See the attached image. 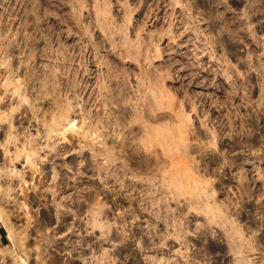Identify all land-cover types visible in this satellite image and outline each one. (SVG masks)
Instances as JSON below:
<instances>
[{"label": "rangeland", "instance_id": "rangeland-1", "mask_svg": "<svg viewBox=\"0 0 264 264\" xmlns=\"http://www.w3.org/2000/svg\"><path fill=\"white\" fill-rule=\"evenodd\" d=\"M1 214L0 264H264V0H0Z\"/></svg>", "mask_w": 264, "mask_h": 264}, {"label": "bare ground", "instance_id": "bare-ground-1", "mask_svg": "<svg viewBox=\"0 0 264 264\" xmlns=\"http://www.w3.org/2000/svg\"><path fill=\"white\" fill-rule=\"evenodd\" d=\"M120 84H121V82H120ZM111 90V89H110ZM123 90H124V87H123ZM123 90H121V91H123ZM126 93V92H125ZM117 94V93H116ZM122 94V93H121ZM123 95V94H122ZM127 96V95H126ZM129 97V96H128ZM116 99H119V97L118 98H116ZM116 99H115V101H116ZM128 99V98H127ZM110 102V101H109ZM117 102V101H116ZM122 102V101H121ZM125 103V102H124ZM127 103V102H126ZM119 104H121V103H119ZM123 104V103H122ZM124 105V104H123ZM123 107V106H122ZM120 108V107H119ZM124 109V108H123ZM118 110V109H117ZM154 110L156 111V109L154 108ZM154 110H147V111H144V113H145V115L144 114H142V116L143 117H145V118H147V122H148V120L149 121H152V122H154L155 120L157 121V119L159 118V116L157 115V114H155L154 113ZM124 111H122V113H123ZM141 113H143V109H141V108H138V109H135V111H134V114H136V116L137 117H139V118H142V116H140V114ZM166 113V112H165ZM129 113H127V115H128ZM120 115V114H119ZM110 116V115H109ZM115 116V115H114ZM132 116V115H131ZM135 116V117H136ZM124 117H125V115H124ZM163 117H164V115H163ZM110 118V117H109ZM160 118H161V116H160ZM115 119V118H114ZM135 119V118H134ZM143 119V118H142ZM104 119H102V121H103ZM110 120H112V118H110ZM124 120V119H123ZM127 119H125V121H126ZM137 121V120H136ZM105 122V121H104ZM115 122V121H114ZM128 122V121H127ZM103 123V122H102ZM107 123V122H106ZM112 123V122H111ZM145 123V122H144ZM181 123V122H180ZM108 124V123H107ZM113 124V123H112ZM117 124V123H116ZM123 124H125L124 122H123ZM143 124V123H142ZM166 124V123H165ZM111 125V124H110ZM122 125V124H121ZM127 125V124H126ZM171 125V124H170ZM183 125V124H182ZM112 126V125H111ZM167 126V125H166ZM169 126V125H168ZM179 126H181V125H179ZM178 126V127H179ZM119 127V126H118ZM122 127V126H121ZM130 128H129V133H128V136H122L121 134V136L120 135H117L116 136V138H118V139H120V144H121V147L123 148V150H128V149H133V150H139L140 148H139V146L138 145H136V144H134L135 142V140L136 139H138L139 138V135L140 136H147L148 138H151L152 137V135L154 136V133H158L159 132V130L161 131V129H160V126H153V125H148V124H144V125H136V126H129ZM172 127H174V126H172ZM178 127H176V128H178ZM182 127V126H181ZM183 127H184V125H183ZM114 128V127H113ZM125 128V127H124ZM185 128V127H184ZM99 129V128H98ZM97 129V130H98ZM181 129V128H180ZM53 130V129H52ZM51 130V132H53ZM169 130V129H168ZM186 130V129H185ZM99 131V130H98ZM168 132V131H167ZM180 132H182L181 130H180ZM94 133V132H93ZM160 133L161 132H159V135H160ZM125 135H127V134H125ZM164 135V134H163ZM168 135V134H167ZM101 136V135H100ZM157 136V135H156ZM144 137V138H145ZM152 138H154V137H152ZM159 138V137H158ZM161 138V137H160ZM186 138V137H185ZM128 139V140H127ZM142 139V138H141ZM140 139V140H141ZM116 140V139H115ZM164 140V139H163ZM186 140H187V138H186ZM149 141V140H148ZM153 141V140H152ZM155 141V140H154ZM113 142V141H112ZM111 142V143H112ZM137 142V141H136ZM114 143V142H113ZM146 143V142H145ZM153 143V142H152ZM151 143V144H152ZM167 143H168V141H167ZM116 143H114V145L112 144V145H110V146H108V148H107V150H108V152L109 153H114V151H115V149H116V145L118 144H116ZM149 144H150V141H149ZM185 145H186V143H184ZM156 145V144H155ZM177 146V145H176ZM118 147V146H117ZM120 147V148H121ZM149 147V146H148ZM152 147V146H151ZM185 150V149H184ZM106 151V150H105ZM117 151V150H116ZM130 152H133V151H130ZM185 152V151H184ZM134 153V152H133ZM135 153H137V152H135ZM187 153V152H186ZM185 154V153H184ZM188 154V153H187ZM113 157V156H112ZM112 157H111V159H112ZM114 159V158H113ZM145 164V163H144ZM147 164V163H146ZM163 164V163H162ZM161 165V164H160ZM147 166L149 167V165L147 164ZM157 167H159V166H157ZM160 168V167H159ZM185 168V167H184ZM183 168V170H185ZM148 169V168H147ZM186 169H188V168H186ZM187 172H189V171H187ZM185 173H186V170H185ZM192 173V172H191ZM193 174V173H192ZM192 174H190V172L188 173V175H187V173H186V175L187 176H189L190 178H191V180L193 179L192 178ZM180 176V175H179ZM178 176V177H179ZM184 176V175H183ZM193 176H194V174H193ZM189 177H188V180H189ZM177 178V177H176ZM179 178H182V177H179ZM181 181V180H180ZM185 181V180H184ZM193 181H195V182H198L197 180H195V178H194V180ZM190 182V181H189ZM195 182H193V183H195ZM199 182H201V181H199ZM202 183V182H201ZM175 188V187H174ZM175 192V191H174ZM173 193V192H172ZM179 194V193H178ZM201 202V201H200ZM209 206V205H208ZM198 208V207H197ZM207 208V207H206ZM208 209H210V208H208ZM220 208H218V210H219ZM221 212V211H220ZM222 213V212H221ZM3 214V213H2ZM1 214V215H2ZM219 214V213H218ZM215 215V214H214ZM221 216H222V214H221ZM220 216V217H221ZM217 217V216H216ZM223 217V216H222ZM2 221H3V223L8 227L9 225H8V218H7V216H5V214L4 215H2L1 216V218H0ZM224 220V219H223ZM226 221V220H225ZM101 223V222H100ZM100 223H98V225L100 226L101 224ZM103 226V225H102ZM9 228V227H8ZM237 246V248H239V249H235V253H240V252H242L241 254H243V253H245V251L243 252V250H241V249H243L242 248V245L240 246L239 244H236ZM244 250H246V249H244Z\"/></svg>", "mask_w": 264, "mask_h": 264}, {"label": "flooded vegetation", "instance_id": "flooded-vegetation-1", "mask_svg": "<svg viewBox=\"0 0 264 264\" xmlns=\"http://www.w3.org/2000/svg\"><path fill=\"white\" fill-rule=\"evenodd\" d=\"M248 1V0H247ZM252 15H249V18H252L253 16H254V12L253 13H251Z\"/></svg>", "mask_w": 264, "mask_h": 264}]
</instances>
